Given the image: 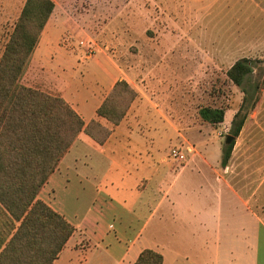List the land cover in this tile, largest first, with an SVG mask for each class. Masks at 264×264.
<instances>
[{"label": "crops", "instance_id": "0c3cea01", "mask_svg": "<svg viewBox=\"0 0 264 264\" xmlns=\"http://www.w3.org/2000/svg\"><path fill=\"white\" fill-rule=\"evenodd\" d=\"M60 17L55 5L45 29ZM38 50L30 59L31 87L64 99L85 126L95 120L110 130L102 144L80 133L38 194L75 230L53 264H135L147 250L162 264H264L263 204L233 188L230 163L204 156L179 164L162 156L161 132L144 99L116 126L99 118L116 82L139 91L118 64L88 59L97 73L79 78L75 58L72 66L64 61L65 48L42 58ZM178 233L179 254L163 240Z\"/></svg>", "mask_w": 264, "mask_h": 264}, {"label": "rangeland", "instance_id": "374dc122", "mask_svg": "<svg viewBox=\"0 0 264 264\" xmlns=\"http://www.w3.org/2000/svg\"><path fill=\"white\" fill-rule=\"evenodd\" d=\"M52 1L61 17L48 23L37 54L65 48L70 54L64 61L72 66L75 58L79 78L97 73L88 60L95 57L127 71L139 89L129 85L132 103L148 101L153 127L160 129L162 156L173 160L176 150L179 164L192 157L221 159L242 108L247 117L232 142L227 177L235 190L258 196L264 207V0ZM25 2L0 0V59ZM242 59L252 69L243 89L227 75ZM33 68L29 60L19 83L35 89ZM205 107L223 109V122L203 121L199 110ZM4 228L0 219V231ZM163 240L179 254V233Z\"/></svg>", "mask_w": 264, "mask_h": 264}, {"label": "trees", "instance_id": "16d2710c", "mask_svg": "<svg viewBox=\"0 0 264 264\" xmlns=\"http://www.w3.org/2000/svg\"><path fill=\"white\" fill-rule=\"evenodd\" d=\"M54 7L52 0H26L0 59V219L5 226L0 231V264H53L58 259L75 230L40 201L38 194L80 133L99 144L110 134L95 120L85 126L61 97L19 83ZM251 71L249 61L242 59L227 75L243 89ZM134 95L126 81L116 82L97 116L118 125ZM224 112L205 107L199 110V116L215 125L223 122ZM246 117L242 108L233 117L234 138ZM233 146L224 149L223 167L229 162ZM135 264H162V256L147 250Z\"/></svg>", "mask_w": 264, "mask_h": 264}, {"label": "water", "instance_id": "95a60500", "mask_svg": "<svg viewBox=\"0 0 264 264\" xmlns=\"http://www.w3.org/2000/svg\"><path fill=\"white\" fill-rule=\"evenodd\" d=\"M234 139L235 138L232 135H227L225 142H226L227 145H230L234 141Z\"/></svg>", "mask_w": 264, "mask_h": 264}, {"label": "built area", "instance_id": "2783aa9c", "mask_svg": "<svg viewBox=\"0 0 264 264\" xmlns=\"http://www.w3.org/2000/svg\"><path fill=\"white\" fill-rule=\"evenodd\" d=\"M172 157L175 159L179 158V154L176 150L172 151Z\"/></svg>", "mask_w": 264, "mask_h": 264}]
</instances>
